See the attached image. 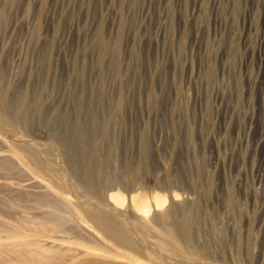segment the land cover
<instances>
[{"label": "rangeland", "instance_id": "obj_1", "mask_svg": "<svg viewBox=\"0 0 264 264\" xmlns=\"http://www.w3.org/2000/svg\"><path fill=\"white\" fill-rule=\"evenodd\" d=\"M46 185L118 213L141 251L81 215L90 231L22 264H264V0H0L2 221L28 228ZM156 194L176 214L142 229L132 196Z\"/></svg>", "mask_w": 264, "mask_h": 264}, {"label": "bare ground", "instance_id": "obj_2", "mask_svg": "<svg viewBox=\"0 0 264 264\" xmlns=\"http://www.w3.org/2000/svg\"><path fill=\"white\" fill-rule=\"evenodd\" d=\"M99 91H101V90H99ZM96 92H97V90H96ZM98 100H99V98H98ZM97 116H99V115H97ZM1 117L6 122V123L4 122L5 124L9 123V124H12L14 126V123L7 118L5 111L1 112ZM93 122H95V121H93ZM12 130L13 129H11V130L9 129V131H12ZM74 133L78 136V138H82L84 136L81 126H79V124H77V123L74 126ZM84 138H86V137H84ZM86 140H87V138H86ZM94 144H95V142H94ZM79 145H81L80 142H79ZM96 154H98V153L96 152ZM36 155H37L36 150L34 148L25 146L23 148L22 152H19L16 149L11 150L10 156L14 160H16L20 165L24 166L27 169V171H29L33 175V174H35V170H38L42 166L45 165V163L43 164L42 161L38 160ZM69 157H70V160L75 161L72 152H69ZM95 157L96 156H94V158ZM96 160H97V158H96ZM50 161H52V160H50ZM53 164H55V163H53ZM94 169H95V167H94ZM91 184L89 187L86 188V190L89 193L94 192V189L92 187L93 185L91 186ZM45 189L47 192L45 194L41 195L40 197H38V199H35V205H38L43 210V214H42V216H39V217H36V216L32 217V220H33L32 222L24 220V221H27L29 223L28 228L22 227V221L23 220L18 221L16 224H9V223L5 224V222L2 221V217L0 216V240L5 239V240L9 241V242H5V243H0V264H4V261L8 260L7 257H4L3 254L11 257V261H12L11 263H13V264L16 262L17 263L19 262V264H22L21 261L24 260L23 258H25V259L28 258L27 262L29 260L30 261L31 260L36 261V257L42 256V254L45 253V251L47 249V248H44L43 246H47L48 244H51V245L56 244V242L58 240V235H55L56 233L68 231V229H66V230H64V229L66 228L65 225L69 222H72L73 224L78 225L82 230L87 229L90 231V228L85 225L87 223V221L83 220L81 215H83L84 217H87L88 220L90 219L92 221V223L94 224V226L99 231V233H101L103 235V237L107 236L110 239H113L114 241L118 242L119 244L125 246V248L126 247L131 248V249L134 248V249L141 251L140 248L138 247V245L135 243L137 245V246H135V244H134V242H135L134 238L135 237H134V233H133L132 229L130 227L126 226L125 223L120 218H117L118 213H116L117 215L115 213L113 214L112 212H110L109 210H107L106 208H104L100 205L99 206L98 205L83 206L81 208H78V207L76 208V207L71 205V203L67 200L66 197H64L63 194L59 193L56 190L54 191L52 187H47V185H46ZM95 191H97V190H95ZM54 198H57V199L59 198L58 199L59 203H58L57 199L55 201ZM108 198L110 200V203H112L115 206H117V205L122 206L124 203V198L118 192H114V193L109 194ZM166 201H167L166 198H164L158 194L153 196V203L152 204L146 197H144L142 195L132 196L131 207L136 211V213L138 214V217L140 218L138 226L139 227L141 226V228L143 227L145 229L150 228V230H151V227L147 223V217H148L149 213L151 212L152 208H154L155 211L158 212L156 215V218L159 219L160 221H163V222H165L169 217L175 215L176 211H175L174 207H172L168 210H163L164 208L162 206L164 205V203ZM8 202L10 205L9 207L12 210H18V208L20 207V204L13 199H9ZM102 205H104V204H102ZM80 209H82V212H80ZM116 210H117L116 212H119L118 209H116ZM175 217H177V216H175ZM181 223H182V221H181ZM184 223L186 225L185 221H184ZM185 225H184V227H186ZM182 226L183 225H180L179 227H182ZM184 227L182 228V231H183L184 235H186V229ZM69 231H70V229H69ZM139 231H140V229H139ZM21 235H25L26 237H31L32 239L24 238L21 241L16 242L15 239ZM10 240H11V242H10ZM163 242H165V241H163ZM163 242H162V244H160V247H162ZM162 249H164V248H162ZM145 254H146V256L148 255V253H146V252H145ZM9 261H10V259H9ZM27 262L25 261L24 263L27 264ZM137 263L145 264L142 261H137ZM80 264H85V262H81Z\"/></svg>", "mask_w": 264, "mask_h": 264}]
</instances>
